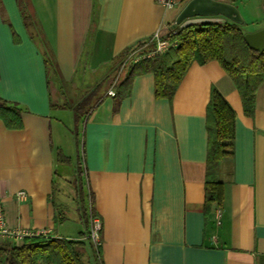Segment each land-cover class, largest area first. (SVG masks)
Wrapping results in <instances>:
<instances>
[{"label": "crops", "instance_id": "crops-1", "mask_svg": "<svg viewBox=\"0 0 264 264\" xmlns=\"http://www.w3.org/2000/svg\"><path fill=\"white\" fill-rule=\"evenodd\" d=\"M187 1L165 9L155 0H29L62 86L47 73L43 44L30 36L17 0H0V97L22 109L20 128L0 119V199L9 227L77 238L54 233L52 108H64L51 104L111 75L113 57L126 46L157 31L163 37ZM220 1L235 5L252 31L264 27V0ZM212 85L235 122L233 157L220 165L223 201L205 218ZM153 89L151 72L136 75L128 95L115 106L106 92L84 124L82 158L101 220L102 263L264 264V81L252 116L215 60L193 62L170 102Z\"/></svg>", "mask_w": 264, "mask_h": 264}, {"label": "trees", "instance_id": "trees-1", "mask_svg": "<svg viewBox=\"0 0 264 264\" xmlns=\"http://www.w3.org/2000/svg\"><path fill=\"white\" fill-rule=\"evenodd\" d=\"M23 22L30 36L43 44V59L49 76H58L53 54L38 28L29 0H17ZM241 24L230 20L221 22L192 23L184 27L176 25L163 36L170 46L161 53L150 54L155 49L152 37L126 46L113 57L114 71L97 83L87 87L74 101L51 104L70 109L73 113L72 132L77 154L74 161L55 150L57 163H73L75 171L71 180L74 189V205L83 229L77 238L50 234L27 235L22 240H0V264H103L100 245L90 237L92 220L100 216L94 206V197L88 188L82 158L83 128L93 109L114 85L115 106L130 93L132 79L139 74L151 72L154 76V97L169 102L193 62L204 64L215 60L229 75L241 98L245 115L252 116L255 110V93L264 81V50L251 48L244 39ZM51 65V68L49 67ZM59 84L64 81L58 76ZM78 95V96H79ZM22 109L18 104L0 97V119L7 128H20ZM235 112L219 90L212 85L205 107L207 151L204 177L203 212L208 217L215 206L223 201L224 182L220 178V165L233 157ZM81 134V136H80ZM56 173V171H55ZM56 176L58 174H55ZM53 181V186H54ZM53 191V190H52ZM61 205V204H60ZM55 221L66 217L55 210ZM101 222V220H100ZM101 229L99 230V236Z\"/></svg>", "mask_w": 264, "mask_h": 264}, {"label": "rangeland", "instance_id": "rangeland-1", "mask_svg": "<svg viewBox=\"0 0 264 264\" xmlns=\"http://www.w3.org/2000/svg\"><path fill=\"white\" fill-rule=\"evenodd\" d=\"M241 27L245 32L252 31L255 28V26L250 24L249 22L242 23ZM49 67L51 68V65H49ZM79 92L80 91H77L76 93ZM76 97H68L67 100L68 102H70L72 100H75ZM78 97H80V95ZM52 116V133L55 150H60L64 155L69 156L71 160H74L79 149H77L76 147L74 135L72 132V128L74 125L73 113L70 109L66 108H52ZM56 117L60 119V122L57 121ZM74 171L75 167L73 163H58L55 173L58 175H55V182L51 194V202L53 203L55 210L60 215L66 217L62 221L56 220L54 224V233H61L62 235H69L70 237L78 236L77 229H81L80 222L77 217V211L73 201L74 189L72 187L71 180ZM59 201L62 202L61 205L59 204ZM90 258L91 259L89 260V262H87V264H94L91 256Z\"/></svg>", "mask_w": 264, "mask_h": 264}, {"label": "water", "instance_id": "water-1", "mask_svg": "<svg viewBox=\"0 0 264 264\" xmlns=\"http://www.w3.org/2000/svg\"><path fill=\"white\" fill-rule=\"evenodd\" d=\"M226 20L238 24L244 22L235 5L220 0H188L178 12L175 25L184 27L192 23L221 22ZM246 43L253 49L264 50V27L244 34Z\"/></svg>", "mask_w": 264, "mask_h": 264}, {"label": "built area", "instance_id": "built-area-1", "mask_svg": "<svg viewBox=\"0 0 264 264\" xmlns=\"http://www.w3.org/2000/svg\"><path fill=\"white\" fill-rule=\"evenodd\" d=\"M155 1L157 4H159L165 9L173 8L179 2V0H155ZM152 39H154L156 45H155V49L152 52H150V54H153L156 52L158 53L164 52L170 46V43L162 37L159 31L155 32ZM107 94L113 96L115 94L114 89H108ZM17 196L19 198H24L25 193L23 191H18ZM100 229H101V222L97 217H95L92 220V225L90 229V237L96 245H100L101 243L100 236H99ZM33 234L34 235L46 234V232L42 230H27V229L9 227L6 224L5 212H4L2 201L0 199V240L13 239V240L19 241V240H22L24 236L33 235Z\"/></svg>", "mask_w": 264, "mask_h": 264}]
</instances>
